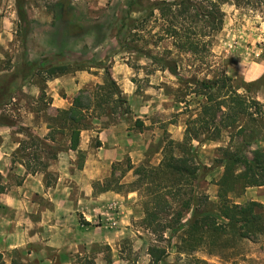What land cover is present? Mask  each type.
I'll return each instance as SVG.
<instances>
[{
	"label": "rangeland",
	"instance_id": "1",
	"mask_svg": "<svg viewBox=\"0 0 264 264\" xmlns=\"http://www.w3.org/2000/svg\"><path fill=\"white\" fill-rule=\"evenodd\" d=\"M155 1L160 0H25L26 14L22 18L17 0H0V100L5 101L0 108V152L10 162L4 174L0 172V183L9 189L22 185L20 143L31 135H47L58 110L69 108L80 90L92 92L103 84L106 70L99 66L102 62L110 69L126 102L115 113L90 116L89 127L81 132L79 151L58 152V158L61 154L69 160V182L74 172L80 173L85 168L89 153L95 156L89 169L94 171L99 167L101 175L93 180V196L103 198L77 211L84 229L92 232L87 235L95 240L72 255H48L52 262L76 264L78 258L88 257L97 264H149V248L157 245L167 248V264H204L201 261L264 264V236L256 240L240 238L229 229L225 234L206 233L201 242L193 239L185 242V228H180L176 221L164 231L148 228L143 222L141 193L132 186L137 176L134 168L127 170L129 165L157 166L171 140L175 154H182L179 143L184 139L186 122L199 113L203 100L190 93L187 80L191 77L213 78L226 72L240 93L264 105V0H243L241 6L235 0H227L222 5L223 28L214 34L205 63L179 52L171 39L160 41V21L155 18L143 29H133L134 35L127 39L129 47L118 50L116 36L123 20L127 19L124 35ZM248 1L250 5L245 4ZM160 59L176 60L180 67L176 73L164 70ZM58 60L87 61L92 67L61 75V80L54 77L45 80L41 75L32 74L36 69L34 63L45 65ZM54 82L58 83L56 90L67 101V107L54 104L51 86ZM241 126L245 127L243 132L239 131ZM111 129H115L116 137H112L121 147L116 154L118 159L112 163L103 156L113 149L106 145L103 151L98 138L102 131L111 135ZM56 137L53 145L67 147L69 142L62 134ZM84 137L89 148L83 150ZM257 146L264 148V123L247 118L223 131L219 140L192 142L202 165L199 187L209 195L214 208L220 204L219 192L226 171V157L221 148L249 154ZM55 160L49 161L48 167ZM1 161L4 166L3 158ZM236 167L235 173L242 168ZM47 169L44 180L46 186H52L57 177ZM110 179L112 189L101 191ZM22 192L18 198L25 197V190ZM68 192L73 201L85 193L72 184ZM225 194L234 203L257 201L264 207V186L244 188L241 183L232 182L225 186ZM28 199L49 207L39 193ZM32 216L36 221L38 214L33 212ZM189 217L186 213L182 222H187ZM37 225L34 233H44V228ZM2 253L4 264H11L14 258L24 264L44 263L42 256L31 257L23 249Z\"/></svg>",
	"mask_w": 264,
	"mask_h": 264
},
{
	"label": "trees",
	"instance_id": "2",
	"mask_svg": "<svg viewBox=\"0 0 264 264\" xmlns=\"http://www.w3.org/2000/svg\"><path fill=\"white\" fill-rule=\"evenodd\" d=\"M135 1V0H134ZM227 0H160L152 3L143 16L133 21L129 31L126 20L117 33L118 50L129 47L128 37L134 35L133 29L140 30L149 24L152 18L160 21V41L171 39L173 46L181 53L190 54L194 60L203 63L209 57L214 34L223 28L225 11L222 5ZM243 0H235L241 6ZM20 15L25 17V0H17ZM133 4V3H132ZM245 4L250 5V1ZM33 75H41L45 80L61 76L75 70H87L92 67L87 61H52L43 65L40 62ZM210 65V63L208 62ZM99 66L105 68V82L97 86L92 92L82 89L74 98L69 108L60 109L55 117V123L45 136L31 135L20 143L19 156L27 173H36L48 168L49 161L58 158V152L65 149L79 151L82 130L89 127L92 115L101 116L118 108L126 102L122 91L109 68L104 63ZM160 67L176 73L180 67L176 60L160 59ZM32 76V75H31ZM190 93L202 97L200 111L186 122L184 139L179 143L182 154L176 155L173 141H169L164 149V155L157 166L129 165L127 170L134 168L137 176L132 186L140 191L145 211L143 222L154 231H164L171 228V222L176 221L180 228H185L187 237L184 241L203 239L204 234H225L229 229L236 232L240 238L256 240L264 236V207L257 201L247 204L232 202L225 194V186L239 182L244 188L250 186H264V148L257 146L244 154L239 151L225 149V168L221 189L220 204L213 207L209 195L200 190L199 182L202 177V165L192 148V142L219 140L223 131L239 125L243 118L264 123V105L252 97L240 93L234 84V79L222 72L215 77H191L188 80ZM11 99V96H9ZM5 101L0 100V108ZM114 104L109 107L110 104ZM110 108V109H108ZM244 126L239 131L243 132ZM57 134L69 144L67 147H56ZM189 147V148H188ZM236 166L241 170L235 173ZM0 173V179H1ZM108 180L101 191L110 190ZM224 187V189H223ZM6 186L0 183V193ZM119 190V189H117ZM232 190V189H230ZM186 213L190 214L187 222H182ZM171 218L168 219V216ZM89 224V222H86ZM163 236V235H162ZM151 256L149 264H167V248L150 246ZM208 264L206 261H201ZM0 264L3 253L0 252ZM11 264H24L14 258ZM76 264H97L88 257L78 258Z\"/></svg>",
	"mask_w": 264,
	"mask_h": 264
},
{
	"label": "crops",
	"instance_id": "3",
	"mask_svg": "<svg viewBox=\"0 0 264 264\" xmlns=\"http://www.w3.org/2000/svg\"><path fill=\"white\" fill-rule=\"evenodd\" d=\"M54 78L61 80L60 76ZM51 84L52 96L55 98L54 104L59 108L67 107V101L60 97L56 90L58 83ZM114 131L115 129H111V135L108 131L99 132L98 137L102 142L103 151V147L106 145L111 146V149H113L107 151L108 153L103 156L104 160L108 159L111 163L113 160L118 159L116 154L121 148L116 145V138H113L116 137ZM87 143L88 140L84 137L81 149L89 148ZM94 157L93 154L89 153L85 168L80 173L74 172L72 181L69 182L71 170L69 160L66 159L65 155L60 154L59 158L52 162L47 169L48 173L53 171L57 177L52 186H46L44 171H38L34 174L27 173L25 166L22 163L19 164L24 175L22 185L12 186L10 189L6 187L5 191L0 193V252L23 249L27 250L28 255L31 257L42 256L44 263L41 262V264H54L52 258H49L48 255H72L78 253L86 243L95 240L92 236L87 235V233L92 232L84 229L77 213L85 204L103 198L98 196L95 199L93 196V180L99 179L101 175L99 167H96L94 171L89 169ZM1 158H3L4 166L1 165ZM8 163H10L9 159L0 152L1 173L4 174V169L8 166ZM10 168L12 169V167ZM70 184L74 188L84 191V196L73 201L68 192ZM24 190V195L27 198H18V193ZM37 193L45 198L43 201L49 207L39 204L38 201L34 203L31 199H28ZM104 196L113 197V195ZM33 212L38 214L36 221L32 216ZM82 212L87 215L85 209ZM35 225L43 227L44 233H34L33 228ZM29 250H31L30 254Z\"/></svg>",
	"mask_w": 264,
	"mask_h": 264
}]
</instances>
